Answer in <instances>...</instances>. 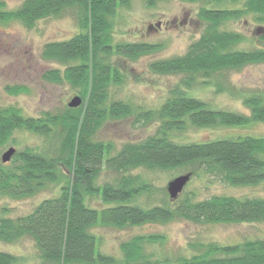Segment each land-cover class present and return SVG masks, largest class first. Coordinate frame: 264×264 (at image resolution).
Wrapping results in <instances>:
<instances>
[{"label": "trees", "instance_id": "trees-1", "mask_svg": "<svg viewBox=\"0 0 264 264\" xmlns=\"http://www.w3.org/2000/svg\"><path fill=\"white\" fill-rule=\"evenodd\" d=\"M131 1L24 0L14 10L0 1L1 22L18 20L28 28L42 19L77 10L79 33L47 43L43 56L66 66L64 71L50 70L46 78L66 81L83 99L78 108L67 106L62 113L47 112L37 118L26 116L19 107L0 105V146L14 140L17 130L57 141L53 156L47 147L28 146L17 151L12 161L0 163V194L25 198L58 187L54 196L30 213L0 217L1 241L15 243L29 237L37 250L31 257L0 252V264H264V238L230 245L195 241L188 245L189 255L158 258L147 254L146 246L163 244L165 236L138 234L121 242L120 258L101 250V239L94 232L97 226L126 229L179 220L264 222V196L197 199L194 194H180L172 199L168 190L159 195L153 183L135 173L138 169L186 172L216 177L231 186L264 182V136L239 133L184 142L175 135L191 128L246 129L264 124V91L241 96L250 114L216 109L192 92L211 87L218 94L238 96L231 88L230 73L264 64V0H175L199 4L197 16L205 26L184 54L149 63L153 73L180 75L181 79L158 108L148 109L114 99L112 94L114 86L126 81V75L112 63L113 55L136 61L164 49L161 42L113 43L117 8ZM143 1L155 7L173 0ZM242 19L255 26L252 36L224 28ZM7 89L17 94L25 91L23 86ZM132 117L137 122L159 123L157 132L120 146L96 138L108 121ZM104 170L115 177L99 184ZM93 199L104 206H91Z\"/></svg>", "mask_w": 264, "mask_h": 264}, {"label": "rangeland", "instance_id": "rangeland-1", "mask_svg": "<svg viewBox=\"0 0 264 264\" xmlns=\"http://www.w3.org/2000/svg\"><path fill=\"white\" fill-rule=\"evenodd\" d=\"M0 1L5 2L6 9L14 10L24 0ZM198 11L199 4L175 0L160 2L155 7H148L143 0H132L128 6L117 8L112 27L114 44L161 42L164 44V49L136 61L125 56L113 55L112 63L126 75L123 85L112 88L114 99H125L134 103L135 106L148 109L158 108L170 96L171 90L179 84L181 76L155 74L150 70L149 63L153 60L181 55L187 51L189 45L197 40L204 30L205 24L198 18ZM224 28L240 31L247 36H252L255 30V26L244 19L230 22L224 25ZM79 31L76 9L67 10L59 17L42 19L32 28L26 27L18 20L0 21V105L19 107L26 116L35 118L47 112L62 113L69 106V102L80 95L66 81L56 83L46 78L45 75L50 70L64 71L66 66L44 58L43 50L47 43L70 39ZM229 76L231 88L240 96L229 93L218 94L211 87L197 88L192 92L211 103L216 109L250 114L241 96L264 91V64L232 71ZM16 86L25 87V91L17 94L7 89ZM158 127L159 123L137 122L134 117L111 120L104 125L96 138L112 141L120 146L125 142L143 140L155 134ZM239 133L263 137L264 124H254L246 129L191 128L175 135L177 139L187 142L208 141ZM13 139L7 145L0 146V163L2 164V157L10 147H14L16 152L28 146L42 149L47 147L52 156L57 147L55 139H46L26 130H17ZM135 173H140L143 178L153 183L159 195L167 191L168 183L173 178L186 174V172L171 173L147 169H138ZM114 177L113 172L104 170L98 182L103 184L106 181H112ZM57 190L58 187H51L25 198H13L0 194V217L5 213L11 217L28 214L44 199L54 196ZM181 194L182 196L194 194L197 199H206L215 195L264 196V182L249 186H231L216 177L192 176ZM142 202L145 205L150 204L148 199H142ZM89 203L97 208L104 206L96 199ZM5 209L8 211L5 212ZM94 232L101 239V250L119 258L122 241L138 234L163 235L166 239L163 244L146 246L147 254L159 258L177 254L189 255L191 250L188 245L195 241L230 245L264 238V222L196 224L179 220L167 224H147L126 229L97 226ZM0 252H12L31 257L37 250L34 241L28 237L15 243L0 240Z\"/></svg>", "mask_w": 264, "mask_h": 264}, {"label": "water", "instance_id": "water-1", "mask_svg": "<svg viewBox=\"0 0 264 264\" xmlns=\"http://www.w3.org/2000/svg\"><path fill=\"white\" fill-rule=\"evenodd\" d=\"M83 103V100L80 96L74 97L69 102V107L77 108L81 106ZM16 153V149L14 147H10L3 155L2 162L7 163L10 162L13 158V156ZM191 174H182L175 178H173L167 186L168 193L172 199H176L180 196V194L183 192L189 181L191 180Z\"/></svg>", "mask_w": 264, "mask_h": 264}]
</instances>
